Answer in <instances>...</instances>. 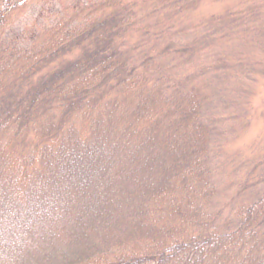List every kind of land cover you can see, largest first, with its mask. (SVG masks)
I'll list each match as a JSON object with an SVG mask.
<instances>
[{
	"label": "rangeland",
	"instance_id": "374dc122",
	"mask_svg": "<svg viewBox=\"0 0 264 264\" xmlns=\"http://www.w3.org/2000/svg\"><path fill=\"white\" fill-rule=\"evenodd\" d=\"M112 5L22 0L0 30V66L6 48L15 59L59 30L69 41ZM192 10L167 47L185 20L165 13L173 27L146 64L122 61L115 77L79 32L65 60L1 90L0 264L120 262L139 250L136 264H264V0ZM85 66L103 83L68 100L92 80Z\"/></svg>",
	"mask_w": 264,
	"mask_h": 264
},
{
	"label": "trees",
	"instance_id": "16d2710c",
	"mask_svg": "<svg viewBox=\"0 0 264 264\" xmlns=\"http://www.w3.org/2000/svg\"><path fill=\"white\" fill-rule=\"evenodd\" d=\"M198 2L199 0H113L112 10L109 14L104 15V17L102 16V18L100 19L101 21L95 22L94 27L89 26L87 29L86 27L79 28L78 32H75L72 36H70L72 38L69 41H66L60 36L61 30H59L54 34L44 35V39L36 44L40 48L33 47L29 49L28 53L21 52L15 59H10V56H8V54L9 52L12 53V51H10V49L8 51V49L5 47V62L3 65L0 66V92L6 90L7 87H10L12 85L14 86V84L18 82L29 83V79H32L33 74L35 75V73L47 71V69H49L50 64L53 67L56 63L60 62L61 60H65V53H67L74 47L77 48L73 44L79 39L75 38V35H77L79 32V35L82 37L80 39L85 38L88 40V45L86 43L83 49H88V53L90 51V47L93 46L94 48L91 49L93 55L95 57L106 58V60L109 62L110 67L108 68L111 71V77H115V75L120 73L121 71L124 72V66L126 67L128 65L126 64V61L131 63L133 65L132 67L137 66V62H140V64H146L147 60L144 61L145 58L147 59L151 57L152 53L155 51L154 49L157 44H161L158 42L161 33L163 31H168L170 28L173 27L172 23L175 18L166 19L164 18V14L169 12L167 16H170V12L171 10H173L174 7V11H176V13L180 17L182 16V18H184L185 20L183 27L179 32H174L173 34H171V36L163 40L162 43L165 45V47H167L169 44H171L178 38L176 36L181 35L183 31H185L186 33L190 30V27L186 25V15L193 11L192 8L194 7V4H197ZM18 3H22V0H0V30H4V27L6 25V15L12 12V8ZM212 23H216L221 32L222 28L225 27L223 24H221L219 17L213 19ZM207 26H209V24L206 25V27ZM206 27L205 29H202L203 33L201 32L198 35V39H203L204 34L207 33ZM226 29L227 28H225V30ZM157 30H160L158 34ZM1 33L2 32H0V34ZM206 35L208 36L209 34ZM31 46H34V38H32ZM130 51H133L134 55H132V52ZM2 60L3 57L0 56V62ZM122 61H124V66L120 63ZM12 65H17V68L8 70V67L11 68ZM85 69H87L86 66L82 68V71H84ZM75 76L77 75L72 74L69 77L74 78ZM80 76H89L92 78V80L89 78L88 81H85L86 83L83 84L84 86L79 89L80 93H76L79 90L73 92L72 95L68 96V100H73L81 94L89 92V90L93 91L103 83L101 77L93 76V74L90 75L89 72H87L86 70L81 73ZM94 81L97 82L94 83ZM126 85H128V83H126ZM149 99L151 101L157 102L156 97L150 96ZM104 106L105 107H103L100 114L104 109L108 107V105L107 107L106 105ZM83 110L85 109L81 108V111ZM78 113V111L73 112L74 115ZM84 114L86 115V113ZM86 118H89V114L86 116ZM6 129L7 128L5 126L4 128L0 126V137L4 138V136L8 132L6 131ZM50 134H46L44 140L46 142H51L54 140V142L50 143V148L52 149L51 152H54L55 149L58 150V152H61V143L57 142L52 136H50ZM87 134L88 137L91 138L92 133L88 131ZM3 148L8 151L10 150L6 146L2 147V149ZM205 215H207V213H205ZM195 233H193L191 237L193 236L195 238L199 235L200 238H197V241H204L206 239V234L204 236L202 235V233ZM218 240L222 239L220 238ZM183 241L184 239L172 242L168 245L164 244V249H168L169 247L177 245L179 246V244L181 245L183 243H186V241ZM146 257L147 256L142 254V252H140L139 250L136 256H130L128 260L124 259L126 258L124 252H121L119 258L120 262L111 260L109 258H97V261L98 264H136L141 260L145 263L146 260L144 258ZM156 257V255L154 256V258L151 257L152 260H148V263L153 264V262H155ZM176 260L177 261L175 262V264L177 262H180L178 258ZM197 262L200 264L202 262V259H199Z\"/></svg>",
	"mask_w": 264,
	"mask_h": 264
},
{
	"label": "clouds",
	"instance_id": "9594fccd",
	"mask_svg": "<svg viewBox=\"0 0 264 264\" xmlns=\"http://www.w3.org/2000/svg\"><path fill=\"white\" fill-rule=\"evenodd\" d=\"M10 215L14 216L15 215V212L10 213Z\"/></svg>",
	"mask_w": 264,
	"mask_h": 264
}]
</instances>
